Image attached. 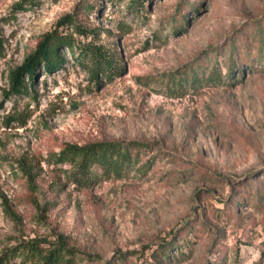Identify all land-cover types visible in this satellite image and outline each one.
Here are the masks:
<instances>
[{"label":"rangeland","instance_id":"rangeland-1","mask_svg":"<svg viewBox=\"0 0 264 264\" xmlns=\"http://www.w3.org/2000/svg\"><path fill=\"white\" fill-rule=\"evenodd\" d=\"M56 30L116 72L63 47L11 95ZM95 142L142 144L139 161L79 187L56 158ZM29 244L63 264H264V0H0V263L38 264Z\"/></svg>","mask_w":264,"mask_h":264},{"label":"trees","instance_id":"trees-1","mask_svg":"<svg viewBox=\"0 0 264 264\" xmlns=\"http://www.w3.org/2000/svg\"><path fill=\"white\" fill-rule=\"evenodd\" d=\"M25 2L27 0H23V3ZM143 5L142 1L137 9H141ZM19 7H23V5H19ZM84 29L75 27V33L87 37L89 32ZM63 47L72 55L78 51V59L82 61V65L95 80H98V75H110L116 72L115 55L106 52L102 46L94 43L80 44L74 39L73 33L63 34L56 30L45 34L37 43L35 50L25 58L22 66L10 73L11 95L28 96L30 91L35 88V78L40 68L46 74H50L62 67L65 61L59 54V50ZM213 74L209 79H213ZM24 77L27 78V81L24 80ZM194 77L193 75L191 80H195ZM7 118L8 125L14 120L17 121V118L12 115ZM24 121L22 120V124ZM141 145L121 142H95L84 146L68 145L60 152L56 161L58 164L69 166V170H66L65 173L73 183L79 187H86L96 180L94 174L96 169L106 177H120L124 170L138 163ZM21 169L24 170V167ZM45 252L43 248L33 244L22 249V253L27 257L37 259L38 264H63L71 253L62 246Z\"/></svg>","mask_w":264,"mask_h":264}]
</instances>
